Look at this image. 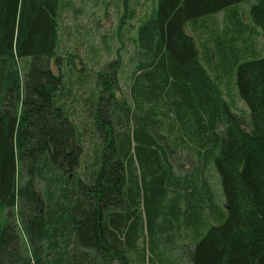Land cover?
I'll return each mask as SVG.
<instances>
[{
	"label": "trees",
	"instance_id": "trees-1",
	"mask_svg": "<svg viewBox=\"0 0 264 264\" xmlns=\"http://www.w3.org/2000/svg\"><path fill=\"white\" fill-rule=\"evenodd\" d=\"M65 1L0 0V264H264V0H153L86 122L52 69Z\"/></svg>",
	"mask_w": 264,
	"mask_h": 264
},
{
	"label": "rangeland",
	"instance_id": "rangeland-1",
	"mask_svg": "<svg viewBox=\"0 0 264 264\" xmlns=\"http://www.w3.org/2000/svg\"><path fill=\"white\" fill-rule=\"evenodd\" d=\"M153 0H66L61 6L58 46L62 55L60 69L52 61V69L60 71L64 78L63 92L69 115L76 122H86L83 99L93 89V78L87 75L103 65L104 61L119 58L117 70V93L122 94L127 83V73L131 64L130 56L138 51V28L151 13ZM242 17L247 20V6L239 4ZM246 8V9H245ZM223 11L217 13L221 21ZM248 22V21H246ZM187 30L190 26L187 25ZM258 44L264 39L258 33ZM76 75L86 78L83 85L76 81ZM95 75V72H94ZM222 96L236 111H245V102L236 92L233 81L222 78L218 81ZM171 117H174L171 112ZM185 168H191L186 163ZM83 165V164H82ZM82 168V166H81ZM205 176L217 197L221 200L219 184L211 167L204 169ZM143 202V196H142ZM3 210L0 208V220ZM145 258L146 264H155L153 255ZM171 260H174L170 256ZM160 264V263H159ZM180 264H187L184 260Z\"/></svg>",
	"mask_w": 264,
	"mask_h": 264
}]
</instances>
